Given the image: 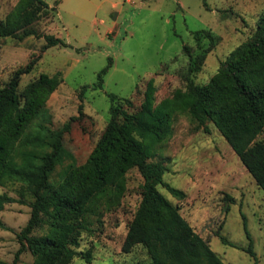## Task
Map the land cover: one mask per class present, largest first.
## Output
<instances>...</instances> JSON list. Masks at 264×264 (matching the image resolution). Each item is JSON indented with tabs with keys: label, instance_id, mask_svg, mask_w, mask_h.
<instances>
[{
	"label": "rangeland",
	"instance_id": "rangeland-1",
	"mask_svg": "<svg viewBox=\"0 0 264 264\" xmlns=\"http://www.w3.org/2000/svg\"><path fill=\"white\" fill-rule=\"evenodd\" d=\"M18 1L0 0V20ZM45 1L47 6L40 16L24 28L52 33L68 45L45 47V38L32 33L22 38L0 36V83L28 64L29 71L21 73L20 88L40 74L58 72L59 83L27 129L41 130L44 135L62 133L58 158L49 175L51 185L60 184L95 147L110 117L108 93L129 97L132 105L121 99L116 103L135 112L150 85L152 105L159 115L166 114L163 122L168 133L153 142L148 159H163L168 167L163 179L183 189L185 196L176 197L161 184L158 189L179 207L226 264H264V190L213 122L206 120L207 130L198 124L186 105L188 99H183L190 64L183 45L197 54L210 44L204 35L197 40L193 31L209 30L215 43L206 51L201 68L191 73L192 79L199 84L213 77L224 79L223 62L255 33L264 13V0ZM108 59L112 63L103 74L102 85L94 86L98 71ZM119 120L124 119L120 116ZM132 135L142 139L136 131L132 130ZM256 139L264 140V128ZM142 182L138 168L128 167L119 204L78 219L83 224L78 249L90 248L92 258L88 261L75 255L69 264L150 262L142 243L129 251L121 248L141 199ZM0 193L11 197L0 208L4 224L0 226V258L11 261L20 246L17 232L30 216L32 196L28 185L17 178L0 182ZM244 224L257 261L243 248L249 244ZM32 234L51 235L52 231L43 223ZM220 235L233 244L224 242ZM33 260L34 255L26 248L17 264H31Z\"/></svg>",
	"mask_w": 264,
	"mask_h": 264
},
{
	"label": "trees",
	"instance_id": "trees-1",
	"mask_svg": "<svg viewBox=\"0 0 264 264\" xmlns=\"http://www.w3.org/2000/svg\"><path fill=\"white\" fill-rule=\"evenodd\" d=\"M45 6V0H19L6 18L0 20V36L22 38L32 33L45 38V47L68 45L52 33L40 34L33 28H24L40 16ZM20 29L23 30L19 32ZM193 35L197 40L204 35L210 44L197 54H192L187 44L183 45L190 56L186 73L188 91L183 99H188L186 105L198 124L207 130L206 120L213 122L264 190V140L256 139L264 128V13L255 33L223 62L224 79L213 77L206 84L194 82L191 73L201 68L215 38L207 29L195 30ZM111 63L108 59L98 71L94 86L102 85L103 74ZM29 69L30 64L17 69L0 83V182L7 178L22 180L32 196L30 216L17 232L20 246L11 261L0 258V264H17L26 248L34 255L31 264H69L75 255L89 261L91 249H78L83 227L78 219L85 213L99 214L118 205L125 190V171L133 165L143 177L141 199L128 224L122 250L129 251L134 244L142 243L151 257L148 264H226L193 229L179 207L157 187L161 184L174 196H185L183 189L163 179L168 169L164 160L148 159L153 142L168 133L163 122L166 114L159 115L152 105L150 85L135 112L116 103L121 99L132 105L129 97L108 93L110 117L95 147L83 163L74 166L60 184L53 186L49 175L58 158L62 133L44 135L41 130L27 129L42 112L43 101L60 77L58 72L40 74L20 88L21 73ZM79 109L82 113L81 106ZM132 130L142 139H136ZM38 148L47 149L39 153ZM8 200L10 196L0 193V208ZM43 223L48 224L52 234H32ZM0 226H4L1 220ZM244 228L249 244L243 248L257 261L245 224ZM220 237L233 244L224 235Z\"/></svg>",
	"mask_w": 264,
	"mask_h": 264
}]
</instances>
